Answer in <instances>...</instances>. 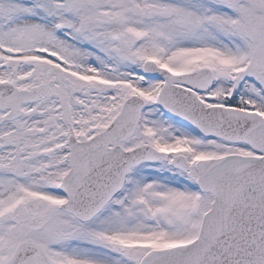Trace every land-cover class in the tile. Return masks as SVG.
<instances>
[{"label": "snow or ice", "instance_id": "snow-or-ice-1", "mask_svg": "<svg viewBox=\"0 0 264 264\" xmlns=\"http://www.w3.org/2000/svg\"><path fill=\"white\" fill-rule=\"evenodd\" d=\"M0 264H264V0H0Z\"/></svg>", "mask_w": 264, "mask_h": 264}]
</instances>
